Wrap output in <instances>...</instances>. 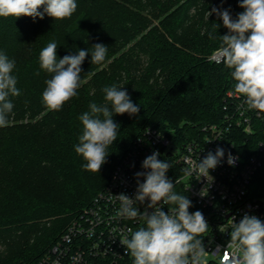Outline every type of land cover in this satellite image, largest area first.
<instances>
[{
  "label": "trees",
  "instance_id": "trees-1",
  "mask_svg": "<svg viewBox=\"0 0 264 264\" xmlns=\"http://www.w3.org/2000/svg\"><path fill=\"white\" fill-rule=\"evenodd\" d=\"M76 12L54 21L0 17V52L14 59L18 97L10 125L0 128V264H36L65 227L103 190L135 138L153 126L183 141L207 122L220 121L230 70L209 56L219 46L208 32L223 27L213 7L242 12L240 0H76ZM43 12V8L40 9ZM57 43V57L89 50L77 95L58 112L42 103L45 81L39 54ZM108 47L102 64L92 46ZM39 71L40 74L35 73ZM124 86L138 114L114 115L117 141L100 173L84 170L74 151L90 103H104L105 86ZM264 183V176L260 180ZM145 226V225H143ZM133 264V258H131Z\"/></svg>",
  "mask_w": 264,
  "mask_h": 264
},
{
  "label": "clouds",
  "instance_id": "clouds-1",
  "mask_svg": "<svg viewBox=\"0 0 264 264\" xmlns=\"http://www.w3.org/2000/svg\"><path fill=\"white\" fill-rule=\"evenodd\" d=\"M76 0H0V17H39L44 15L54 21L71 18L77 10ZM243 9L233 18L229 9L213 7L209 16L216 14L228 31L217 35L219 25H213L208 32L210 41L219 40L214 51L217 63H223L230 70L235 81L234 95L243 97V105L248 110L264 113V0H240ZM43 8V12L40 9ZM57 43L50 42L39 54L40 69L51 75L45 81L42 103L48 111L58 112L63 105L77 95L82 84V64L89 50H78V54L57 57ZM91 63L102 64L108 47L102 43L92 46ZM16 67L14 59L0 52V128L10 125L9 114L14 105L9 97H18L17 77L13 75ZM39 75L40 72L35 73ZM104 103L89 104V111L79 116L83 131L74 151L83 157V168L92 173H100L109 153L107 149L117 141L120 126L114 121V115L129 116L138 114L140 108L134 104L124 86H105ZM225 152L217 148L215 153L208 152L199 162L189 161L183 170L185 177L194 174L209 178L221 162ZM154 152L142 162L146 171L137 172V189L134 198L119 194V209L113 219L139 218L145 226L129 234H122L120 243L125 246V255L133 258V264H208V251L203 244L204 234L209 225L202 212L190 213L191 200L175 190V183L166 173L171 164L158 157ZM228 164L234 166L235 160L228 155ZM143 177V182L140 178ZM212 178V177H211ZM203 194V192L201 193ZM149 201L145 211L141 212L134 205ZM164 206L168 211L163 210ZM148 209H152L151 212ZM232 224L226 248L214 251L220 257V264H264V221L255 215L245 213L240 221ZM89 230V238L93 235Z\"/></svg>",
  "mask_w": 264,
  "mask_h": 264
},
{
  "label": "built area",
  "instance_id": "built-area-1",
  "mask_svg": "<svg viewBox=\"0 0 264 264\" xmlns=\"http://www.w3.org/2000/svg\"><path fill=\"white\" fill-rule=\"evenodd\" d=\"M210 60L214 59V52ZM223 148L225 155L220 164L210 170L211 177H185L183 170L189 161L199 162L208 152ZM159 152L158 157L171 164L166 173L175 183L174 190L186 195L192 202L189 212L201 211L209 229L203 244L209 252L208 264H220L216 250L226 248L230 238L231 218L239 222L245 213L264 221V113L248 110L243 97L234 95L233 87L225 93L223 114L220 121L207 122L198 127L197 133L185 140H175L156 127H146L138 135L132 148L115 166L106 187L99 191L91 203L72 220L61 237L36 264H131L120 243L122 234H129L144 225L135 220L113 219L119 209L117 195L123 193L134 198L137 189V172L144 159ZM235 160L228 164V155ZM143 182V177L140 178ZM205 195H201V193ZM149 201L134 206L145 211ZM164 206L163 210L168 211ZM149 212L152 209H148ZM93 235L89 238V230Z\"/></svg>",
  "mask_w": 264,
  "mask_h": 264
},
{
  "label": "water",
  "instance_id": "water-1",
  "mask_svg": "<svg viewBox=\"0 0 264 264\" xmlns=\"http://www.w3.org/2000/svg\"><path fill=\"white\" fill-rule=\"evenodd\" d=\"M260 192L264 194V187L260 189Z\"/></svg>",
  "mask_w": 264,
  "mask_h": 264
},
{
  "label": "rangeland",
  "instance_id": "rangeland-1",
  "mask_svg": "<svg viewBox=\"0 0 264 264\" xmlns=\"http://www.w3.org/2000/svg\"><path fill=\"white\" fill-rule=\"evenodd\" d=\"M211 55H212V54H211ZM211 55H210V56H211ZM210 56H209V59H210ZM71 222H72V221H71ZM71 222H69V224H70ZM69 224H67V226H68ZM67 226H66L65 228H67ZM64 231H65V230H64ZM62 234H63V233H62ZM47 251H48V250H47Z\"/></svg>",
  "mask_w": 264,
  "mask_h": 264
}]
</instances>
